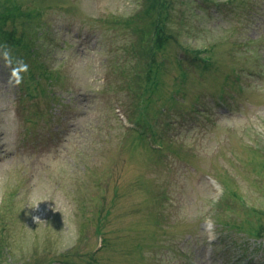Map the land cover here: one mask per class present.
I'll list each match as a JSON object with an SVG mask.
<instances>
[{
  "label": "rangeland",
  "instance_id": "obj_1",
  "mask_svg": "<svg viewBox=\"0 0 264 264\" xmlns=\"http://www.w3.org/2000/svg\"><path fill=\"white\" fill-rule=\"evenodd\" d=\"M12 1L30 10L32 21L22 29L27 35L33 29V11L41 14L44 22L54 21L55 42L40 61L47 59L53 64L63 58L61 47L65 45L69 60L56 69L67 76L65 85L60 79L53 86L58 99L49 110L42 108L46 103L42 97H24L21 84H7L11 68L0 57V232L6 230L10 245L0 264H42L43 259L54 255L62 261L68 250L72 251L70 263L56 264H79L78 256L96 240L87 225L92 214L76 211L73 205L74 196L86 190L84 187L95 198L91 202L100 203L107 214L113 211L102 221L110 241L100 254L101 264H264V78L258 81L243 74L244 87L239 95L230 88L224 91L226 109L212 103L217 102L215 91L206 94L203 102L209 104L212 120L219 125L216 143L201 139L206 132L201 130L202 124L191 128V111L182 119L176 107L168 105L160 115L162 123L175 120L183 132V136L173 138L164 129L167 143L176 152L169 175L164 158L153 163L143 144L136 148L131 143L135 137L144 139L129 131V136L124 135L119 118L128 115L135 97L122 89L123 94L116 97L125 103L115 113L106 108V113L105 103L112 100L115 105L116 97L109 92L94 102L91 95L102 90L105 74L111 71L117 78L121 70L114 60L123 54L110 53L122 43V34L109 32L103 39L101 32L97 36L93 31L99 27L93 21L108 14L112 20L114 15L127 17L123 12L131 0ZM219 10L212 14L208 31L201 33L204 37L190 41L197 50H214L216 61L223 63L232 40L229 35L238 41L264 39V2L253 5L250 13H235L228 5ZM245 59L254 65L257 56L238 54L236 60L230 58L227 63L238 62L240 66ZM262 59L264 66V49ZM105 60H112L110 71L102 67ZM172 73L165 72L160 87L164 81H172ZM218 83H223V76ZM61 86L71 90L64 92ZM200 89L195 87L193 93ZM182 94L173 96L179 104ZM35 111L43 115L36 117ZM258 125L263 129L260 136L254 133ZM212 174L218 184L206 177ZM147 179L156 183L148 186ZM157 183L163 184L171 197L159 209L154 205L162 189L154 192ZM225 185L236 199L242 196L251 209L243 210L236 202L230 212L220 210L218 218L234 225L228 228L216 226V219L209 217ZM157 211L159 217L153 225L158 224L151 239L146 236L152 229L148 230V223Z\"/></svg>",
  "mask_w": 264,
  "mask_h": 264
},
{
  "label": "trees",
  "instance_id": "obj_2",
  "mask_svg": "<svg viewBox=\"0 0 264 264\" xmlns=\"http://www.w3.org/2000/svg\"><path fill=\"white\" fill-rule=\"evenodd\" d=\"M258 2H264V0H131L127 11L123 12L127 17L114 15L112 20L109 17L110 14H108L93 21V24L100 27L93 28V31L96 32L97 36L101 32L100 35L103 34V39L110 34L109 32L117 36L122 34V36H119L122 43L112 48L110 53L121 51L123 54L119 59L114 60L116 66L121 70L116 79L113 78L115 74L109 69V67H112L113 57L111 62L107 63V60H105L102 63L104 71H110V74H105L106 83L102 90L99 89L95 92L96 95L92 98L94 102L104 99L109 92L115 97H120L123 94L122 89H125L130 97H135L133 99L135 103L127 116L130 121L135 120V126H138L141 130L146 129L145 138L136 130L127 129L124 135L129 136V131L140 139H144L139 141L134 136L136 141L131 143L136 148L143 144L142 146L149 152L148 157L153 163L162 160L167 152L166 141L169 140L164 133V129L173 132L172 137L181 135L179 131L182 128L181 124L179 125L175 120H167L163 124L162 119H160V115L165 112L168 105L176 107L182 119H184L187 112L191 111L188 120L191 123V128L193 129L196 123L202 124L201 130L206 132L201 139L215 141L214 131L216 125L210 121L212 114L208 108L209 104L203 102L206 94L215 91L214 98L217 102H223L226 88H230L229 90L236 95L242 92L244 85L241 82V77L243 74L252 76L258 81L264 78V66L261 62L263 60L261 51L264 48L262 37L258 41L250 38L238 41L234 39V36L229 35L232 40L229 43L227 61L230 58L236 60L238 54L244 56L256 54L257 60L254 65H250L247 59H245V62H240L243 63L240 66L236 65L238 62L230 64L227 61L216 63L213 61L214 51L212 53L210 49L197 50L190 43V41L195 42L204 37L201 33L205 34L208 31L207 27L208 22L212 19L211 15L214 12L219 13L221 6L228 5L235 13L246 10H249L250 13L252 6L258 4ZM29 11L15 4L12 0H0V52L5 47L10 50L13 60L12 66H16L15 62L17 60H23L28 66L27 71L21 74L23 79L20 84L25 92L24 97L31 100L42 97L43 100H46L42 108L50 110L54 104L52 102L58 99L53 86L57 85L60 79H62V86L65 85L63 83L65 74L56 69L66 63L68 56H64L53 64H49L47 59L40 61L41 55L45 54L46 50L55 42L54 34L56 33L54 30L56 28H52L54 21H48V24L41 19V14L33 11V19L35 18L32 24L33 29L27 35L22 29L29 26L32 21L28 16ZM107 17L109 20H107ZM17 25L21 28H17ZM117 25H122L123 28H117ZM223 30L226 32L231 31L229 28H223ZM242 30L247 31L248 28H236V31ZM61 49L65 53L67 46H62ZM167 70L173 72L171 75L172 81L168 80L167 84L164 81L163 87H160V81L164 78ZM219 71L223 73L219 75ZM220 76H223V83L221 84L218 83ZM62 86L64 92L71 90L70 87ZM200 86L201 89L193 93L194 88ZM185 89H187V92ZM178 92H184L179 98V102L182 104H179L173 98L174 94ZM188 93L191 95L190 99L186 97ZM217 102L213 101L212 103L219 106L220 104ZM115 103L121 106L125 101L116 97ZM186 103H188L187 106H184L183 104ZM30 105L31 107H37L35 103H30ZM110 107L114 111L112 100L104 105L106 113L108 110L106 108ZM33 115L40 117L43 113L35 111ZM107 118L110 119L109 115H107ZM161 124L164 126L162 127ZM120 135L123 136V134ZM171 152L172 155L176 156L174 150H171ZM107 177H110L109 173ZM95 179L94 177L92 180ZM147 180L149 181L148 186L156 183L151 179ZM224 187L222 195L213 205L212 218L216 219V225L218 223L222 228L234 227L229 223V220L222 221L218 218L220 210L230 212L229 209H233L236 202H239L238 205L243 210L250 211L251 209L242 196H238V199H236L234 193L226 185ZM84 188L86 190L74 196L73 205L76 211H90L93 217L87 224L89 229L92 230L94 236L103 235L104 238H102V247L97 251L93 252L90 247L87 251L82 252L81 264H101L99 262L100 254L97 253L103 252L109 246L110 241L107 239V231L102 221L105 216L109 218L113 211L107 214L106 208L101 207L100 203L91 202L95 198L90 195L88 188ZM158 188L162 189L158 198H156L157 203L154 205L159 209L166 201H170V196L168 189L163 184L157 183V187L153 188L154 192ZM153 194L149 196L151 205H153L151 201ZM230 197H233V199ZM158 199L160 200L158 201ZM156 214L153 219L159 217L158 211ZM5 232V229L0 232V261L5 257L6 252L10 250V245L5 239ZM146 236L151 239L155 238L154 225ZM71 253L72 251L68 250L66 255ZM42 261V264H45L48 259Z\"/></svg>",
  "mask_w": 264,
  "mask_h": 264
},
{
  "label": "clouds",
  "instance_id": "obj_3",
  "mask_svg": "<svg viewBox=\"0 0 264 264\" xmlns=\"http://www.w3.org/2000/svg\"><path fill=\"white\" fill-rule=\"evenodd\" d=\"M0 57L3 58V60L5 62V66L11 68L7 84L10 87L19 86L20 83L22 82V79H23L21 74L23 72L27 71L28 66L23 62V60H17L15 62L16 66H12L13 60L11 58L10 50L7 49L6 47L3 49L2 52H0Z\"/></svg>",
  "mask_w": 264,
  "mask_h": 264
}]
</instances>
